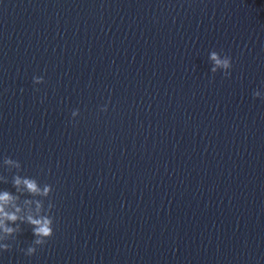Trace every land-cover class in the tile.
<instances>
[{"label":"water","instance_id":"95a60500","mask_svg":"<svg viewBox=\"0 0 264 264\" xmlns=\"http://www.w3.org/2000/svg\"><path fill=\"white\" fill-rule=\"evenodd\" d=\"M262 82L264 0H0V189L55 217L0 264H264Z\"/></svg>","mask_w":264,"mask_h":264},{"label":"clouds","instance_id":"9594fccd","mask_svg":"<svg viewBox=\"0 0 264 264\" xmlns=\"http://www.w3.org/2000/svg\"><path fill=\"white\" fill-rule=\"evenodd\" d=\"M216 50H211L208 59L211 63L210 72L216 73L218 70L225 77L231 75L232 58L228 54H221ZM33 83L38 84L43 81L42 76H33ZM264 87V82H262ZM252 96L264 99V91L255 89ZM107 104L100 106V111H107ZM79 109H73L72 117L78 115ZM2 165L5 170L12 172L10 183L14 191L0 189V251H7L13 247L16 236L21 232V224L30 226L33 239L26 248L20 251L26 256H32L38 247L45 245L49 238L54 235L55 217L51 214L54 204L50 199L52 185L48 183L40 184L35 177L21 175V163L8 155L2 157ZM0 182L9 183L7 176L0 175ZM45 198H49L45 206Z\"/></svg>","mask_w":264,"mask_h":264}]
</instances>
